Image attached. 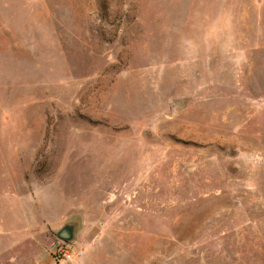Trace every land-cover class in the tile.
<instances>
[{"label":"rangeland","instance_id":"obj_1","mask_svg":"<svg viewBox=\"0 0 264 264\" xmlns=\"http://www.w3.org/2000/svg\"><path fill=\"white\" fill-rule=\"evenodd\" d=\"M72 217L61 264H264V0H0V264Z\"/></svg>","mask_w":264,"mask_h":264},{"label":"water","instance_id":"obj_2","mask_svg":"<svg viewBox=\"0 0 264 264\" xmlns=\"http://www.w3.org/2000/svg\"><path fill=\"white\" fill-rule=\"evenodd\" d=\"M172 108H176V104L172 105ZM83 230V223L80 217H72L62 223L59 227L55 229V234L61 240L75 245L78 243L79 234Z\"/></svg>","mask_w":264,"mask_h":264},{"label":"built area","instance_id":"obj_3","mask_svg":"<svg viewBox=\"0 0 264 264\" xmlns=\"http://www.w3.org/2000/svg\"><path fill=\"white\" fill-rule=\"evenodd\" d=\"M83 252L76 249L74 245L65 244L63 240H60L57 245L54 246V257L57 261H77L81 259Z\"/></svg>","mask_w":264,"mask_h":264},{"label":"crops","instance_id":"obj_4","mask_svg":"<svg viewBox=\"0 0 264 264\" xmlns=\"http://www.w3.org/2000/svg\"><path fill=\"white\" fill-rule=\"evenodd\" d=\"M89 232L85 228L81 231V237L83 238L82 240L78 239L80 242L84 241V238L88 241L92 239L94 236V233ZM79 234V235H80ZM86 241V242H87ZM62 261H57L56 258L54 257V247H52L50 250L42 251L38 255H36L32 260L26 262L25 264H61Z\"/></svg>","mask_w":264,"mask_h":264},{"label":"trees","instance_id":"obj_5","mask_svg":"<svg viewBox=\"0 0 264 264\" xmlns=\"http://www.w3.org/2000/svg\"><path fill=\"white\" fill-rule=\"evenodd\" d=\"M65 244H68L67 242L64 241Z\"/></svg>","mask_w":264,"mask_h":264}]
</instances>
